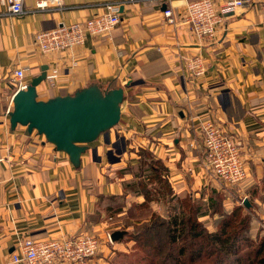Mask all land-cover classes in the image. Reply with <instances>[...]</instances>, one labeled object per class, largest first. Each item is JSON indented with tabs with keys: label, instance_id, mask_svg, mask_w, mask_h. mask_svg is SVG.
I'll list each match as a JSON object with an SVG mask.
<instances>
[{
	"label": "crops",
	"instance_id": "crops-1",
	"mask_svg": "<svg viewBox=\"0 0 264 264\" xmlns=\"http://www.w3.org/2000/svg\"><path fill=\"white\" fill-rule=\"evenodd\" d=\"M105 1L111 0H63L65 8L43 9L39 0H24V12L18 15L0 1V264H28L11 261L26 236L52 239L83 233L102 239L93 264H113L114 254L125 247L121 238L132 227L128 209L145 200L137 192L134 172L143 150L167 168L175 194L205 200L211 189L226 194L227 208L250 196V209L264 220L262 0H247L225 13L212 39L198 38L181 21L183 3L190 0L172 2L177 24L166 20L163 0H124L121 20L111 31L88 35L83 44L65 51L43 53L35 45L38 31L101 13L98 4ZM229 1L214 0L219 10ZM195 55L206 64L205 75L198 78L186 69V58ZM43 65L47 73L57 68L59 75L52 88L46 82L37 87L42 99L91 84L103 90L124 87L120 121L89 143L79 167L36 130L11 126L9 113L18 89L13 71L24 67L29 84ZM206 118L217 120L242 142L249 166L244 184L224 188L204 181L201 121ZM260 229L258 235L264 234V224ZM117 230L125 233L113 240Z\"/></svg>",
	"mask_w": 264,
	"mask_h": 264
},
{
	"label": "built area",
	"instance_id": "built-area-1",
	"mask_svg": "<svg viewBox=\"0 0 264 264\" xmlns=\"http://www.w3.org/2000/svg\"><path fill=\"white\" fill-rule=\"evenodd\" d=\"M7 3L8 12L18 15L24 12V0H0ZM129 2L149 0H126ZM163 14L171 24H177L174 12V0H163ZM247 0H231L220 10L214 0H190L183 3L184 11L181 21L190 25L192 32L200 39H212L221 27L224 14L243 6ZM124 0H111L99 3L101 13L85 20L61 23L52 28L43 29L35 36V45L43 52L69 50L83 44L88 35H101L111 31L121 20V6ZM54 5L65 8L63 0H39L37 6L45 9ZM261 20L264 24V0L261 2ZM186 69L194 77H202L206 73V64L200 55L186 58ZM58 69L52 68L43 82L49 88L55 86ZM13 83L18 89L26 88V69L17 67L13 71ZM10 115V113H9ZM205 151V166L210 173L226 185H240L249 176L246 160L243 156L242 142L229 134L215 119L206 118L201 121ZM111 234H108L110 238ZM101 246L98 236L83 233L73 237L52 239H35L26 236L19 240V250L13 253L14 263L50 264L56 260L68 261L72 264H93Z\"/></svg>",
	"mask_w": 264,
	"mask_h": 264
},
{
	"label": "trees",
	"instance_id": "trees-1",
	"mask_svg": "<svg viewBox=\"0 0 264 264\" xmlns=\"http://www.w3.org/2000/svg\"><path fill=\"white\" fill-rule=\"evenodd\" d=\"M141 152L134 172L139 181L137 192L142 193L145 200L129 210L130 213L140 209L143 213L134 215L139 223L134 224L130 233H125L126 238L135 243L127 264H264V234L252 238L248 210L242 212L238 205L229 213L221 210L223 218H213L215 229H207L200 214L209 212L215 216L223 208V193H211L208 201L189 194L172 197L167 168L147 150ZM144 177L158 184L154 191ZM158 192L166 201L179 200L180 206L170 205L172 211L165 217L159 211L146 213L150 207L148 202L159 199ZM187 198L192 200V205ZM148 216L147 221L145 217ZM115 258L113 264H122L119 257Z\"/></svg>",
	"mask_w": 264,
	"mask_h": 264
},
{
	"label": "water",
	"instance_id": "water-1",
	"mask_svg": "<svg viewBox=\"0 0 264 264\" xmlns=\"http://www.w3.org/2000/svg\"><path fill=\"white\" fill-rule=\"evenodd\" d=\"M47 65L34 76L26 88L17 89L10 112L12 128L27 126L36 130L53 143L56 149L69 155L77 167L82 155L89 150V143L118 124L124 87L103 90L91 84L73 94H60L48 99L39 97L37 87L47 75ZM248 204V201H247ZM124 231L113 232L112 239L122 237Z\"/></svg>",
	"mask_w": 264,
	"mask_h": 264
},
{
	"label": "rangeland",
	"instance_id": "rangeland-1",
	"mask_svg": "<svg viewBox=\"0 0 264 264\" xmlns=\"http://www.w3.org/2000/svg\"><path fill=\"white\" fill-rule=\"evenodd\" d=\"M205 164V163H204ZM246 166H247V168H248V170H249V166H248V164L246 163ZM206 167V166H205ZM206 174H205V176H204V181H206V184H209V185H211V182L212 183H219L220 185H222L224 188H229V187H234V185H226V184H224V183H222L218 178H216V177H214L211 173H210V171L206 168ZM208 173V174H207ZM209 175H211V177H212V179H209L208 177H209ZM247 179V178H246ZM245 181V180H244ZM244 181H242V183L244 182ZM242 183H240L241 185H242ZM245 183V182H244ZM243 183V184H244ZM151 184H156L155 182L154 183H151V181L149 180V183H148V186L149 187H153V185H151ZM156 185H158V184H156ZM237 186H240V185H236V187ZM172 191H173V189H172ZM208 192H210V193H213L214 191L213 190H209ZM173 195H177V194H175L174 193V191H173V194L172 195H170V196H172L173 197ZM178 196V195H177ZM200 197V196H199ZM203 198H205V197H203ZM188 199V202L192 205L193 203H192V200H190L189 198H187ZM208 199H209V197L207 198V199H205V201L207 200L208 201ZM224 199H226V194L224 195V194H222V205H223V208L222 209H220L219 211H217V213H216V215L214 216H212V215H209L208 213H203V214H200V220L203 222V223H205V224H207V229H215L214 228V221L215 220H213V218L214 219H222L223 217H222V215H221V213H222V211L221 210H223V211H225V212H227V213H229V211H231L232 209L230 208V207H235V206H241V211L243 212V211H245V213L247 212V209L246 208H249L250 209V207L249 206H251L250 205V201H249V199H250V196L249 197H243L242 199H238V201H233V203L231 204V206L229 207V208H227L226 207V205H225V202H224ZM167 199H164L163 197H162V199L161 198H159L158 200H156L157 201V203H155V202H151V200L148 202L149 203V205H150V207L148 208V212H146V213H151V211L153 212V211H159L160 212V214H162L164 217L167 215V213L168 212H170V211H172V209H170V205L171 206H174V205H178V206H180V201L179 200H176V199H174V200H170V201H166ZM250 200H252V199H250ZM247 201H248V204H247ZM250 202V203H249ZM172 208V207H171ZM157 209H159V210H157ZM231 209V210H230ZM130 210V208L128 209V211ZM132 211V212H131ZM130 211V213H129V215L128 216H130V218H132L131 220L133 221V222H131V224H132V227L131 228H129L127 231H126V233L128 234V233H130L131 232V230H132V228L134 227V224L135 223H139L138 221H136L133 217H134V215H139V214H142L143 213V211L142 210H140V209H133V210H131ZM248 212L250 213L249 214V216H250V222H249V232H250V234L251 235H253V236H255V238L254 239H257V237H258V231H261V229L260 228H262L263 227V224H264V220L261 222V221H259L258 220V218H260V216L255 212V211H253V209L251 210H248ZM263 218H264V216H262ZM209 219V220H208ZM131 220H127L126 222H128V221H131ZM135 220V221H134ZM145 220H149V216L148 217H145ZM125 221H124V223H126ZM253 226H255V228L256 229H254L253 230V232H252V227ZM125 233V232H124ZM99 239H100V241H101V243H102V239L99 237ZM123 241H125V244H124V248H122V249H120V250H117V253H115L114 254V256L112 257V259L114 260V262H115V257H117V259H118V257L121 259V261L122 262H119V263H122V264H127L128 262H127V257L128 256H130V254H131V252L132 251H134L135 250V248H134V241L131 239V238H126V234L121 238ZM127 239V240H126ZM120 254V255H119ZM124 256V257H123Z\"/></svg>",
	"mask_w": 264,
	"mask_h": 264
}]
</instances>
